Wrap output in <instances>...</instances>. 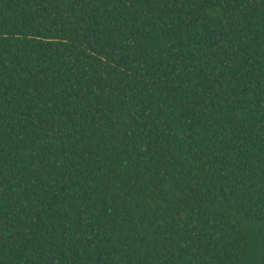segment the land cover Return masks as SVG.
<instances>
[{
  "label": "trees",
  "instance_id": "obj_1",
  "mask_svg": "<svg viewBox=\"0 0 264 264\" xmlns=\"http://www.w3.org/2000/svg\"><path fill=\"white\" fill-rule=\"evenodd\" d=\"M0 264H264V0H0Z\"/></svg>",
  "mask_w": 264,
  "mask_h": 264
}]
</instances>
